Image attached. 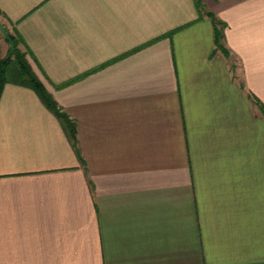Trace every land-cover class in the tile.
I'll list each match as a JSON object with an SVG mask.
<instances>
[{"label": "crops", "instance_id": "1", "mask_svg": "<svg viewBox=\"0 0 264 264\" xmlns=\"http://www.w3.org/2000/svg\"><path fill=\"white\" fill-rule=\"evenodd\" d=\"M0 13L81 154L34 88L5 84L0 264H264V0Z\"/></svg>", "mask_w": 264, "mask_h": 264}, {"label": "trees", "instance_id": "2", "mask_svg": "<svg viewBox=\"0 0 264 264\" xmlns=\"http://www.w3.org/2000/svg\"><path fill=\"white\" fill-rule=\"evenodd\" d=\"M213 18L215 20V35L217 44L226 54H228V50L221 42L223 38L224 22L216 19L215 17ZM6 40L10 42L11 45L8 47L7 53L0 56V96L5 84L9 81L34 88L44 103L53 112H55L62 121V124L69 138L72 140L79 158L81 159L80 149L78 147L76 122L62 109L33 70L27 57L30 51L23 36L18 31H14L13 33H8ZM21 43L25 46V50L21 49L19 45Z\"/></svg>", "mask_w": 264, "mask_h": 264}, {"label": "rangeland", "instance_id": "3", "mask_svg": "<svg viewBox=\"0 0 264 264\" xmlns=\"http://www.w3.org/2000/svg\"><path fill=\"white\" fill-rule=\"evenodd\" d=\"M13 31H11V26L8 23V21L0 13V38H2L3 41L5 38V41L8 43V46H10L11 43L6 40V36L8 35V33L9 34L13 33ZM19 45H20L21 49L25 50V46L22 43Z\"/></svg>", "mask_w": 264, "mask_h": 264}]
</instances>
